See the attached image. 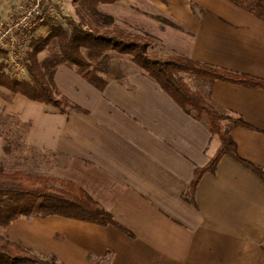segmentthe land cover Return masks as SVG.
<instances>
[{
  "label": "crops",
  "instance_id": "0c3cea01",
  "mask_svg": "<svg viewBox=\"0 0 264 264\" xmlns=\"http://www.w3.org/2000/svg\"><path fill=\"white\" fill-rule=\"evenodd\" d=\"M19 2L0 0V19ZM99 10L149 34L160 57L264 82V21L227 0H119ZM46 49L41 63L59 55L46 60ZM125 57L115 54L106 73L89 79L70 64L55 70L61 94L87 113H54L0 88V120L10 131L23 125L30 168L83 189L127 232L56 215L20 218L1 231L59 264H264V181L225 155L215 174L202 177L196 204L187 201L195 170L220 141ZM192 80L219 112L254 128L231 136L240 156L264 170V88Z\"/></svg>",
  "mask_w": 264,
  "mask_h": 264
},
{
  "label": "trees",
  "instance_id": "16d2710c",
  "mask_svg": "<svg viewBox=\"0 0 264 264\" xmlns=\"http://www.w3.org/2000/svg\"><path fill=\"white\" fill-rule=\"evenodd\" d=\"M77 20L66 19L67 26L57 20L46 22L50 28L46 38L37 39L35 30L26 35L25 65L29 77L17 78L8 68L6 52L0 51V88L12 95L45 104L54 113L70 115L87 113L63 96L56 84L55 70L72 65L83 78L106 73L110 52L129 56L131 62L155 81L184 111L198 121H206L211 133L220 141L215 156L203 168L195 170L193 181L184 198L195 202L196 189L206 173L215 174L223 156L229 155L264 181V170L242 158L231 131L237 127L254 129L242 118L219 112L208 97L194 91L179 74H187L205 82L226 81L250 88H264V82L225 69L211 67L190 58L172 55L160 57L151 51V36L121 27L116 20L99 10L100 5L119 0H71ZM264 21V0H227ZM56 40L59 55L39 62L38 56ZM54 181L46 176L33 177L22 171L13 173L0 168V264H59L56 256L41 258L1 233L20 218L61 216L99 226H115L127 230L114 220L86 191L75 184L63 182L68 189L52 188Z\"/></svg>",
  "mask_w": 264,
  "mask_h": 264
},
{
  "label": "built area",
  "instance_id": "2783aa9c",
  "mask_svg": "<svg viewBox=\"0 0 264 264\" xmlns=\"http://www.w3.org/2000/svg\"><path fill=\"white\" fill-rule=\"evenodd\" d=\"M60 18L61 0H20L7 18L0 19V51L6 52L5 62L17 78L29 77L25 65L26 35Z\"/></svg>",
  "mask_w": 264,
  "mask_h": 264
},
{
  "label": "rangeland",
  "instance_id": "374dc122",
  "mask_svg": "<svg viewBox=\"0 0 264 264\" xmlns=\"http://www.w3.org/2000/svg\"><path fill=\"white\" fill-rule=\"evenodd\" d=\"M61 7H62V18L57 20L58 25L67 26L66 19L73 18L77 20V17H73V13H71V9H69L70 6L67 5V3L71 6H73V3L71 0H62L61 1ZM67 2V3H66ZM67 5V6H65ZM65 7V8H63ZM71 10V11H69ZM40 33L35 35V38L37 39H43L48 36L50 33V28H40ZM45 51V54L42 56L44 59H48L52 57L53 55L57 54L58 52V44L56 40L52 41ZM151 51L156 54L155 47L153 46L151 48ZM112 53V59L114 58L115 54H118L117 52L113 51ZM54 57V56H53ZM125 58H128L126 60H129L130 57L126 56ZM130 62V61H129ZM131 64V63H129ZM133 64V63H132ZM134 65V64H133ZM137 67L136 65H134ZM138 68V67H137ZM179 76L184 79L186 82L194 87V81L192 80V76H189L187 74L180 73ZM20 98V97H19ZM21 100V99H19ZM22 100H27L24 97H22ZM20 102V101H19ZM25 102V101H24ZM19 110V109H18ZM0 118H2L0 116ZM5 120H0V168H3L8 173H13L17 171H22L24 173L30 174L33 177L42 176L40 173V166H28L25 163V142H24V127L23 125H18L17 130H9L8 127L5 128ZM49 187L52 188H64L68 189L67 186L60 182V180L55 179L49 184ZM2 234L7 236V233L4 231H1ZM8 237V236H7Z\"/></svg>",
  "mask_w": 264,
  "mask_h": 264
}]
</instances>
